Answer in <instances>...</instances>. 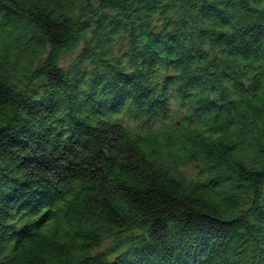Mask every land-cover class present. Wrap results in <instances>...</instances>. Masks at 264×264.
<instances>
[{"label":"trees","instance_id":"1","mask_svg":"<svg viewBox=\"0 0 264 264\" xmlns=\"http://www.w3.org/2000/svg\"><path fill=\"white\" fill-rule=\"evenodd\" d=\"M0 264H264V0H0Z\"/></svg>","mask_w":264,"mask_h":264},{"label":"rangeland","instance_id":"2","mask_svg":"<svg viewBox=\"0 0 264 264\" xmlns=\"http://www.w3.org/2000/svg\"><path fill=\"white\" fill-rule=\"evenodd\" d=\"M63 61H67V60H63ZM187 172H188L189 175H193L194 174V171L192 169H188Z\"/></svg>","mask_w":264,"mask_h":264}]
</instances>
